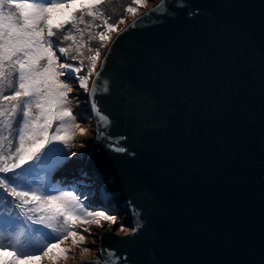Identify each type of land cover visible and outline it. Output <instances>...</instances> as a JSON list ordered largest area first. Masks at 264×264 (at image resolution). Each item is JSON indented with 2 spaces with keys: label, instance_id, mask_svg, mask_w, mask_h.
<instances>
[{
  "label": "water",
  "instance_id": "water-1",
  "mask_svg": "<svg viewBox=\"0 0 264 264\" xmlns=\"http://www.w3.org/2000/svg\"><path fill=\"white\" fill-rule=\"evenodd\" d=\"M167 4L106 47L110 124L84 159L92 208L140 227L101 232L99 259L75 264H264V0Z\"/></svg>",
  "mask_w": 264,
  "mask_h": 264
},
{
  "label": "snow or ice",
  "instance_id": "snow-or-ice-1",
  "mask_svg": "<svg viewBox=\"0 0 264 264\" xmlns=\"http://www.w3.org/2000/svg\"><path fill=\"white\" fill-rule=\"evenodd\" d=\"M78 2L80 8L69 13L68 20L60 24L52 22L53 13L72 8ZM148 2L131 0L124 11L135 15L139 7ZM104 3L105 0H87L86 3L85 0H0V264H39L44 259L57 264L59 259L69 256L70 249L62 245L70 237L72 246L80 247L78 241L88 238L84 232L91 235L90 227L79 230L74 221L89 225L95 222L97 227H102L101 221L115 224L118 220L102 209L90 208L80 199L75 186L65 188L60 182L51 181L52 173L68 160L65 149L70 147L69 142L76 134L74 130L78 129L80 135L87 131L77 123V117L68 107L72 102L73 74L98 116L97 140L106 135L99 130L100 126L106 128L110 124L94 102L100 79L98 61L100 68L104 63L99 48L89 45L87 50L93 54L86 57V73L80 75L85 69L84 61L80 60L79 66L67 62L72 46L58 47L53 40L56 31L64 33L61 42L71 40L80 45L75 49L77 55L71 57L76 60L83 45L67 24L82 34L84 30L78 25L99 27L93 22L102 20L106 31L97 35L100 47H104L109 33L116 32L119 37L154 14L162 15L168 6L167 0H160L143 17L117 31L118 25L109 23L110 18L103 14ZM85 15L90 20L86 21ZM124 22L122 17L118 24ZM61 57L65 58L64 62H60ZM91 77L95 79L90 87ZM54 124V131H50ZM108 146L112 151H126L119 144ZM139 227L137 222L131 233L135 234ZM119 230L127 229L121 224ZM53 248L59 249L55 255ZM4 252L9 254L10 260L3 258ZM110 264H115V259H111Z\"/></svg>",
  "mask_w": 264,
  "mask_h": 264
},
{
  "label": "rangeland",
  "instance_id": "rangeland-1",
  "mask_svg": "<svg viewBox=\"0 0 264 264\" xmlns=\"http://www.w3.org/2000/svg\"><path fill=\"white\" fill-rule=\"evenodd\" d=\"M159 0H149V2L142 7H139L138 11L135 13V15H130V14H125L123 17L125 22L124 24H118L117 31L122 29V27L129 22H131L134 18H136L138 15L146 11L149 7L152 5H155L156 2ZM87 0H85V3ZM131 4H128V6ZM80 2L77 4L73 5L72 8H69L67 10H60L55 13H53V23L54 24H60L63 23L64 21L69 19V13L73 12L75 9L80 8ZM135 7V5H133ZM86 20V19H85ZM88 21V20H86ZM79 28L83 29V33L76 31L75 29L72 28V34H75L77 36V39H82L81 43L83 42V39H88L91 40L93 37L91 35V30L90 28H86L84 24H80ZM116 34V32H111L109 33L108 39L104 42L105 46L100 47V54L101 58L103 56V53L108 46L110 40L113 38V36ZM91 37V39H90ZM57 55L59 56V52H57ZM60 62H64L63 57H61ZM98 61V65H99ZM86 72L82 71L80 75H84ZM75 74H73V80L70 82V87L73 88L72 93H70V99L72 102L68 105L73 111V114L77 117V123H80L81 127L85 128V125H88L90 132L86 131V133L83 136L82 144L84 145L83 147L76 149L75 148V142H74V137L73 139L69 142L70 147L68 149H65V151L68 153V160L67 162L60 167L58 170L52 173L51 175V181L53 183L60 182V185L62 187H71L75 186L76 192L79 195L80 199L84 201L85 204H87L90 208H92V205L97 204L96 201H94V197L96 194L95 188L98 187V183L96 181L91 180V176L89 175L88 172H86L85 167H84V159L86 156V153L88 151L89 145L91 140H93L95 133H96V127H95V122L93 115L91 112H88L89 108L87 106V94L83 92L82 89H79L78 86V81L74 79ZM61 79H68L67 77H61ZM91 79V78H90ZM73 98L79 99L80 102H82V109H80V112H77V109H75L74 103H73ZM84 110V111H83ZM55 124L53 125V129L50 131H54L55 129ZM86 129V128H85ZM78 129H75L74 132H76ZM87 130V129H86ZM91 133V134H90ZM89 135H92L90 139H85V137H88ZM62 146V145H61ZM72 153H75L76 155H72ZM82 173H86V175H82ZM90 181V182H89ZM10 199V198H9ZM113 216H116L118 218L117 222L115 224H112L110 222L106 221H101L100 223L103 225L102 227H97L95 222L92 224H87L85 222L81 221H74V225L79 229L83 230L85 228L91 229V235L89 236L87 232H84V235L87 236L88 238L84 241H78V243L81 245L80 247H73L71 244L72 238L70 237L68 241L65 242L64 245L70 249V253L68 258H61L57 261V264H75L77 262L83 261V260H95L99 259L98 253V237L101 232L106 231L110 227L116 226L115 232L124 234L128 233L131 229L126 227L123 223L125 217L124 216H119V215H114L110 214ZM123 224L125 228L127 229L126 231H120V225ZM84 248L91 249V251L85 252L83 251ZM59 251L58 248H53L52 254L55 255ZM4 259L10 260L11 257L7 252H4L3 254ZM39 264H50V261L47 259H44L39 262Z\"/></svg>",
  "mask_w": 264,
  "mask_h": 264
},
{
  "label": "trees",
  "instance_id": "trees-1",
  "mask_svg": "<svg viewBox=\"0 0 264 264\" xmlns=\"http://www.w3.org/2000/svg\"><path fill=\"white\" fill-rule=\"evenodd\" d=\"M130 1L131 0H105V3L102 5V11H103V14L105 16L110 18L109 23L117 24L118 21L122 17L125 16L126 13H125L124 9L128 6ZM77 15H79L78 12H77ZM84 19L90 20V18L87 15H85ZM93 23L95 25H99V27L90 28L91 35L93 38L91 40L83 39L82 43H81L82 39H77L78 41H80V43L83 46L80 48L81 55L77 56L76 60L71 59V57L77 55L75 49L80 45L79 44H73L71 40L61 42L62 37L64 35V33L61 31H56V35L53 37V40L57 43L58 47H68L69 45L72 46L70 51H69V56L67 58V62L70 64H73L74 66H79L80 60H83L84 64H85V69H84L85 72H86V68L88 65V60L86 57L88 55L93 54V53H89L87 50L89 45L93 49L100 48L101 41H100V38L97 34L102 32V31H106V29H104V27H103V21L102 20L97 19ZM66 27L70 30H72V28H73L71 24H67ZM78 27H79V25H78ZM73 35L77 38V36L75 34H73ZM63 59L65 60L64 57H63ZM5 103H7V102H5ZM98 207L100 208V205H98Z\"/></svg>",
  "mask_w": 264,
  "mask_h": 264
},
{
  "label": "bare ground",
  "instance_id": "bare-ground-1",
  "mask_svg": "<svg viewBox=\"0 0 264 264\" xmlns=\"http://www.w3.org/2000/svg\"><path fill=\"white\" fill-rule=\"evenodd\" d=\"M73 103H74L75 109H77V112H80L81 113L82 110L81 111H79V110L82 109V102H80L79 99L77 100V98H73ZM85 128L87 129L88 132H90V129H89L88 125H85ZM75 133H76L74 135L75 148L76 149H79V148H81L80 145L82 144L83 136L79 134V130H77ZM91 137H92V135H89L88 137H85V139L88 140Z\"/></svg>",
  "mask_w": 264,
  "mask_h": 264
}]
</instances>
